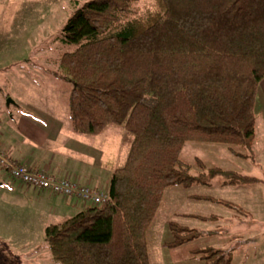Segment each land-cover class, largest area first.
Returning a JSON list of instances; mask_svg holds the SVG:
<instances>
[{"label":"trees","instance_id":"16d2710c","mask_svg":"<svg viewBox=\"0 0 264 264\" xmlns=\"http://www.w3.org/2000/svg\"><path fill=\"white\" fill-rule=\"evenodd\" d=\"M54 41L66 50L44 72L70 85L72 132L117 127L131 139L103 203L44 224L53 264H150L147 235L168 188L209 186L217 176L222 186L257 182L217 168L196 176L180 156L195 143L249 157L264 80V0H88ZM166 229L170 248L203 236L173 221ZM196 253L203 264H230L233 249Z\"/></svg>","mask_w":264,"mask_h":264},{"label":"rangeland","instance_id":"374dc122","mask_svg":"<svg viewBox=\"0 0 264 264\" xmlns=\"http://www.w3.org/2000/svg\"><path fill=\"white\" fill-rule=\"evenodd\" d=\"M86 1L0 0V119L11 123L4 121L2 125L13 133L20 131L14 128L17 122L13 118L10 120L11 116L16 119L28 114L30 116L24 117L42 125L41 117L34 110H46L53 103L56 113H63V97L70 85L53 79L44 69H54L59 54L66 50L54 40L76 5ZM23 98L29 100L33 108L18 107L24 104ZM8 99L14 104L7 105ZM255 108V140L248 159L235 157L224 146L195 143L186 144L180 158L196 176L206 169L217 168L261 180V188L222 186L225 180L220 176L209 186L168 188L147 235L150 264H203L202 254L196 252L206 248L233 249L230 264H264V221L260 222L264 220V114L257 100ZM97 137H91L94 150L102 148L97 151L116 152L118 158H123L126 150L128 152L131 138L121 128L109 127ZM115 141L124 151L123 156L118 153ZM56 149L62 150L59 143ZM242 151L237 149L244 154ZM107 189L108 186L103 185L99 191L92 190L106 195ZM21 191L0 170V264H53L42 242V228L49 218L54 219L52 210L56 206L38 203L36 197L31 198ZM43 193L49 195V192ZM59 199L62 198L59 196ZM78 201L80 208L90 204ZM172 221L203 236L178 248L164 246L170 240L166 225Z\"/></svg>","mask_w":264,"mask_h":264},{"label":"crops","instance_id":"0c3cea01","mask_svg":"<svg viewBox=\"0 0 264 264\" xmlns=\"http://www.w3.org/2000/svg\"><path fill=\"white\" fill-rule=\"evenodd\" d=\"M66 95L63 97L64 104ZM7 98L9 97L6 96ZM50 99L54 100L52 97H49ZM256 100L264 114V80L258 87ZM22 101H24V104L20 103V105H17L18 107H32L26 98H23ZM51 106L46 110H34L41 117L43 121L42 125L28 117H24L30 116L28 114L19 115L16 119L15 116H11L10 120L13 118L14 122H17L14 128L20 132L14 131L13 133L7 126L2 125L4 121L7 122V119H0V143L4 145L3 149L7 153L8 158L25 165L32 172L42 171L55 178L66 177L82 186L89 185L96 191L101 190V186L103 185L108 186L111 170L119 165L121 159H124L127 150L123 156L122 153L124 151L122 152L121 148H118L116 141L114 145H116L118 153L123 158H118L119 156L116 152L110 151L105 153V151H97L99 149L103 150L102 148L94 150L93 146H91L94 139L82 137L72 132L67 120L66 109L63 110L62 114H58L56 113V105L51 103ZM1 109L0 101V118H2ZM32 110H29V112H32ZM7 123L11 125V123ZM101 141V139H98L97 142L101 143ZM57 143H59L62 149L59 152L56 149ZM256 180V183L244 185L245 188H261V180ZM14 186L22 189L23 191L21 192L24 195L31 198L36 197L38 203L46 202V205L56 206V209L52 210L54 219L51 220L49 218L48 222L72 216L83 208V206L79 207V201L74 198H70L69 202H67L63 201L66 198L59 199V197H53L50 193L49 195L43 193L44 191L26 187L21 188L17 184ZM263 221L261 220L260 222L263 223ZM262 254L264 255V246Z\"/></svg>","mask_w":264,"mask_h":264},{"label":"built area","instance_id":"2783aa9c","mask_svg":"<svg viewBox=\"0 0 264 264\" xmlns=\"http://www.w3.org/2000/svg\"><path fill=\"white\" fill-rule=\"evenodd\" d=\"M0 170L7 175L12 185L47 191L61 198H74L91 205L103 203L107 196L82 186L77 182L66 178H55L45 172H32L25 165L8 158L7 153L0 146Z\"/></svg>","mask_w":264,"mask_h":264},{"label":"water","instance_id":"95a60500","mask_svg":"<svg viewBox=\"0 0 264 264\" xmlns=\"http://www.w3.org/2000/svg\"><path fill=\"white\" fill-rule=\"evenodd\" d=\"M14 104L10 99L7 100V105Z\"/></svg>","mask_w":264,"mask_h":264}]
</instances>
